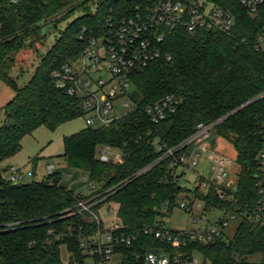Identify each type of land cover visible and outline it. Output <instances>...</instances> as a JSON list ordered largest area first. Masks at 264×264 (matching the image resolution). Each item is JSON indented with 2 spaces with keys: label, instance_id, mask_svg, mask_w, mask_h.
I'll use <instances>...</instances> for the list:
<instances>
[{
  "label": "trees",
  "instance_id": "16d2710c",
  "mask_svg": "<svg viewBox=\"0 0 264 264\" xmlns=\"http://www.w3.org/2000/svg\"><path fill=\"white\" fill-rule=\"evenodd\" d=\"M156 1L0 0V82L14 93L0 108V264H63L61 246L83 264L81 240L94 235L101 224H96L91 213L80 211L81 201L90 200L96 215L106 203H115L117 218L127 232L152 224L166 203L171 213L184 191L205 201L208 208L223 207L212 191L203 196L184 189L179 180L184 174L173 173L169 159H163L167 149L187 141L200 123L214 125L212 136L233 146L237 198L255 206L254 176L264 130V96L253 101L264 94V51L256 50L255 44L257 33L264 28V4L251 17L239 0H211L233 15L230 35L176 29L167 36L162 58L132 76L134 112L106 126L85 127L63 138L58 157L64 176L56 171L41 182L22 183L3 178L11 167L5 164L20 152L25 136L40 127L55 131L82 117L79 100L55 87L53 72L77 61L90 39L103 35L109 16L128 17L137 6L145 9ZM75 11L82 15L60 31L29 81L19 86L10 76L16 55L43 41L45 29H58ZM167 96L177 100L175 112L152 123L145 109ZM104 147L119 152L121 162L100 160L99 151ZM69 175L78 184L85 177L93 188L84 195L76 192L63 184ZM160 244L151 237L138 238L118 250L122 264H133L132 255L142 253V246L151 251ZM191 250L203 254L210 264H235L234 256L255 255L260 257L259 264H264V225L242 221L227 242L192 244Z\"/></svg>",
  "mask_w": 264,
  "mask_h": 264
},
{
  "label": "built area",
  "instance_id": "2783aa9c",
  "mask_svg": "<svg viewBox=\"0 0 264 264\" xmlns=\"http://www.w3.org/2000/svg\"><path fill=\"white\" fill-rule=\"evenodd\" d=\"M239 3L249 16L254 17L264 0H239ZM145 6V9H142V5L137 6L134 14L128 17L115 19L109 16L103 35L91 38L88 49L77 61L63 65L52 74L57 89L79 100L85 127L97 129L136 110L131 99L132 76L162 58V44L172 31L185 29L193 33L215 30L230 35L234 26L233 15L211 0H159ZM255 48L264 51V28L256 35ZM177 104L174 97L167 96L148 106L145 114L156 124L167 114L175 112ZM213 128L214 125L198 124L196 132L177 148L167 149L163 159H169V168L175 174L181 175L186 171L194 173L196 179L193 191H199L203 196L212 191L217 200L224 203L223 207L211 205L208 208L205 201L193 194L191 205L216 209L223 215L202 226L198 225L200 220L195 217L192 222L197 224L196 228L172 230L167 226L165 218L176 208L187 210L188 203L178 202L171 213L166 203L152 224L127 232L117 215L110 220L104 219L101 209L99 215L91 211L90 200L81 201L78 203L80 211L91 213L96 224H101L94 235L81 240L84 263L90 259L93 264H122L123 255L119 249L131 246L140 237H151L161 243L160 247L146 251L142 246V253H133V264H210L203 254L189 251L190 245L227 242L230 238L225 229L237 220L239 223L245 221L252 225H264V130L262 146L257 155L258 170L254 176L257 202L252 207L237 198L236 188L231 191L225 183L227 169L232 162L210 145ZM110 151L107 147L101 148L98 158L102 161L121 162V156L115 155L113 158ZM201 161L206 164L208 177H203L201 172L195 170ZM47 173L48 176L53 173L52 166L47 167ZM32 175L31 171L23 173L20 168L11 166L3 178L12 183H22L26 177L31 179ZM68 179H71V175ZM81 180L86 181L85 177ZM89 188H93L92 184H89ZM234 262L259 264L253 262L252 257L241 256H234ZM64 264L81 263L70 255Z\"/></svg>",
  "mask_w": 264,
  "mask_h": 264
},
{
  "label": "rangeland",
  "instance_id": "374dc122",
  "mask_svg": "<svg viewBox=\"0 0 264 264\" xmlns=\"http://www.w3.org/2000/svg\"><path fill=\"white\" fill-rule=\"evenodd\" d=\"M100 1L101 0H93L95 4H98ZM80 15H82V12L75 11L67 21L60 23L58 29L47 31V35L43 41L41 40L34 42V45L32 47L27 46L16 55L15 63L13 65V68L11 69L10 76L16 81L19 86H22L29 81L35 69L39 65L42 56L47 53V51L55 43V40L59 37L60 31H63L68 23H70ZM13 97L14 93L12 92V90L0 82V108L10 102ZM2 120L3 117L0 114V125ZM83 127L84 120L82 117H79L71 122L61 125L55 131H50L44 127L38 128L31 135L25 136L22 139V147L20 152L15 155L13 159L11 158L14 167L20 168L21 172L23 173H27L28 170H33L35 168L34 170L36 175L31 179L26 177L25 181H43V179L41 178L43 167H41V165H44V162L57 163V166L51 165L49 163L46 164V169L49 166L53 167V173L56 172V169L61 168V165L59 164L61 162V159L58 156L62 153L63 150V138L65 136H69L79 132ZM209 142L215 151L225 156L232 162L230 167L227 169V178L225 183L231 191L235 190L238 179V167L235 162L236 152L233 146L228 141L220 137L218 138L211 136L209 138ZM110 153L113 158L115 157V155H120L119 152H116L114 150H111ZM34 157H36L34 163H30V160ZM195 170L201 172L203 174V177L209 176L206 164L202 161ZM195 179L196 178L193 172L186 171L183 175V179L181 180V186L184 189L191 191L195 187ZM75 183L77 182L68 179L67 182H64L63 184H66L70 188H73L76 192H82L81 194L83 195L90 192L87 180L81 181V184L79 186H77V184ZM192 197L193 194L191 192L184 191L183 193H181L179 202L188 203V209L185 210L176 208L170 214V216H167L165 218V222L170 229L192 230L197 227V224L192 222V219L195 217L200 220V223L198 225L202 226L207 221H216L220 216L223 215L221 211H218L216 209H206L204 206L198 208L197 204L191 205L190 202L192 200ZM93 198L94 197H92L91 199ZM116 212L117 205L113 202H110L108 204L106 203V205H104V207H102L100 210L103 218L108 220L113 218L116 215ZM238 224V220L235 222H231L225 229V233L228 238H231L233 236ZM60 258L63 264L66 263L69 258V254L65 246H61L60 248ZM252 260L253 262H259L260 257L255 255L252 257ZM84 264L93 263L90 259H86Z\"/></svg>",
  "mask_w": 264,
  "mask_h": 264
},
{
  "label": "crops",
  "instance_id": "0c3cea01",
  "mask_svg": "<svg viewBox=\"0 0 264 264\" xmlns=\"http://www.w3.org/2000/svg\"><path fill=\"white\" fill-rule=\"evenodd\" d=\"M85 128V124H84V127L82 128V129H84ZM81 129V130H82ZM13 159V158H12ZM12 159H10L6 164H5V167H8V166H14L13 165V163H12ZM61 161V160H60ZM35 163H37V162H35ZM49 162H44V165H41V167H43V172H42V175H41V178L44 180L47 176H48V173H47V169H46V164H48ZM49 164H51V165H56L57 166V163H49ZM60 165H61V168H58V169H56V171H60V170H62V167H63V163H62V161L59 163ZM18 168V167H17ZM35 169V168H34ZM28 170L27 172H29V171H31L32 172V177L31 178H33L35 175H36V173H35V170ZM68 176V175H67ZM65 178V177H64ZM68 180V179H67ZM72 181V180H71ZM75 184H77V186H79L80 185V183L78 184V183H75Z\"/></svg>",
  "mask_w": 264,
  "mask_h": 264
},
{
  "label": "water",
  "instance_id": "95a60500",
  "mask_svg": "<svg viewBox=\"0 0 264 264\" xmlns=\"http://www.w3.org/2000/svg\"><path fill=\"white\" fill-rule=\"evenodd\" d=\"M46 31H48V28L45 29L43 32L45 33ZM263 96H264V94H262L261 96L255 98L253 101H255V100H257V99H259V98H261V97H263ZM253 101H251V102H253ZM251 102H249V103H251ZM249 103H248V104H249ZM248 104H247V105H248ZM220 121H222V120H220ZM220 121H219V122H220ZM219 122H218V123H219Z\"/></svg>",
  "mask_w": 264,
  "mask_h": 264
}]
</instances>
